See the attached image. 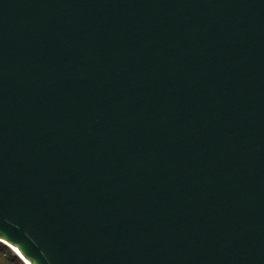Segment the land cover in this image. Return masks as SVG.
Masks as SVG:
<instances>
[{"label": "water", "instance_id": "obj_1", "mask_svg": "<svg viewBox=\"0 0 264 264\" xmlns=\"http://www.w3.org/2000/svg\"><path fill=\"white\" fill-rule=\"evenodd\" d=\"M0 243L264 264V0H0Z\"/></svg>", "mask_w": 264, "mask_h": 264}, {"label": "trees", "instance_id": "obj_2", "mask_svg": "<svg viewBox=\"0 0 264 264\" xmlns=\"http://www.w3.org/2000/svg\"><path fill=\"white\" fill-rule=\"evenodd\" d=\"M0 264H25L10 248L0 243Z\"/></svg>", "mask_w": 264, "mask_h": 264}, {"label": "bare ground", "instance_id": "obj_3", "mask_svg": "<svg viewBox=\"0 0 264 264\" xmlns=\"http://www.w3.org/2000/svg\"><path fill=\"white\" fill-rule=\"evenodd\" d=\"M14 252H15L16 254H18L17 251L14 250Z\"/></svg>", "mask_w": 264, "mask_h": 264}]
</instances>
